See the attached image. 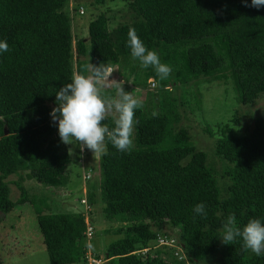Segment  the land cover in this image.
<instances>
[{"label":"trees","instance_id":"16d2710c","mask_svg":"<svg viewBox=\"0 0 264 264\" xmlns=\"http://www.w3.org/2000/svg\"><path fill=\"white\" fill-rule=\"evenodd\" d=\"M69 1L0 0V40L9 45L0 53V211L10 212L28 199L24 174L46 186L67 184L74 156L50 115L56 92L74 73L87 74L90 64L104 63L117 72L114 79L132 75V84L123 86L137 98L149 77L158 87L146 91L143 107L135 110L131 151L120 152L106 140L107 154L97 156L99 180L88 186V204L97 201L98 188L103 217L117 223L103 231L120 236L107 245L105 261L92 264H264V254L244 251L241 238L233 244L220 239L229 214L241 227L252 218L264 222V106L245 132L234 129L235 112L205 119L202 129L213 137L210 159L180 125L178 102L182 94L194 111L201 98L191 86L216 79L230 81L242 104L264 95V7L247 6L251 0L247 5L244 0H122V20L111 24L100 11L88 21V35L76 36L73 21L88 6L79 0L70 7ZM130 27L170 66L168 78L161 80L154 68L132 57ZM110 84L104 91L113 95ZM169 84L181 89L178 100L171 98ZM104 123L112 127L111 116ZM77 145L82 160L87 152ZM90 167L94 171L84 166ZM11 174L17 178L8 179ZM10 182L20 190L15 200ZM199 203L206 216L193 211ZM45 207L50 210L38 209L37 222L51 264H89L88 246L98 257L92 244L94 208L87 214L94 229L88 241L82 209L58 211L48 202ZM157 234L175 236L178 247L155 246ZM143 247L145 252H135Z\"/></svg>","mask_w":264,"mask_h":264},{"label":"rangeland","instance_id":"374dc122","mask_svg":"<svg viewBox=\"0 0 264 264\" xmlns=\"http://www.w3.org/2000/svg\"><path fill=\"white\" fill-rule=\"evenodd\" d=\"M77 1L79 0H70L69 6L73 7L74 3ZM85 1L88 6L86 12L80 17H75L72 24V30L76 36L88 35V21L100 11H105L107 13L111 24H115L124 18V5L122 0H104L103 2H96L95 0ZM81 58L83 57L81 56ZM119 71H122L121 66H119ZM115 76L117 77V72L112 73L110 79L116 78ZM152 78L153 77H149L145 85H141V87L139 86L142 90L139 94L141 100L148 96L146 95V91L157 90V83L154 80V84H152ZM117 81H123L125 85H131L133 82L132 75L127 79L120 75V77L109 83L115 85ZM167 87L170 89L171 98L177 99L178 95L181 93V89L174 90L170 84ZM191 87L193 90L196 88L199 89L201 103L194 111H190V108H187L186 100H184V97L180 94V100L177 99L178 102H180L179 110H181V114H183L180 125H183L188 129L192 138L198 143L197 146L207 150L210 159L212 158L211 146L213 144V137L208 135L202 129L203 121L205 119L213 122L225 115L226 118H229L231 114L235 112L239 123L234 124V129L238 132H245L246 125H249L252 122L253 116L259 114L264 106V95H260L250 104H242L238 102L231 82L223 79L204 80L201 81L198 86L194 84ZM113 95H115V90ZM78 148L77 141L73 140L70 151L72 156H74L73 160L77 157L76 160L78 161L76 162L72 160V162L68 164L66 169V172L68 173L66 185L55 187L46 186L36 181L33 177H29L22 173L24 174L23 183L27 189L28 199L24 202L16 203L10 212L4 214L0 211V264H51L49 262L42 234L38 228L37 210L43 207V211H49L50 209L45 207L47 202L54 210L58 211L80 210L84 208V204H82L80 200L85 196L83 193L84 187L87 196L90 183H98L99 180L98 155L95 156L93 152L88 149L87 155L85 154L81 160ZM85 164L92 165V168H94V171H92L93 176L89 183H84L82 178V171ZM13 178H17V175L11 174L8 176V179ZM9 185L10 197L15 200L19 197L20 190L13 182H10ZM94 191L97 195V201L93 206L90 205V208H94L93 217L97 234L94 236L92 244L98 257H103L102 260L105 261L104 254L107 245L109 242L118 238L120 234L111 231H103V229L117 223L108 221L103 217L101 212V199L100 196H98L99 189L96 188ZM3 216L5 217L2 218ZM167 229L169 233L176 235L175 229L170 227ZM66 264L84 263L78 261ZM205 264L213 263L206 262Z\"/></svg>","mask_w":264,"mask_h":264},{"label":"clouds","instance_id":"9594fccd","mask_svg":"<svg viewBox=\"0 0 264 264\" xmlns=\"http://www.w3.org/2000/svg\"><path fill=\"white\" fill-rule=\"evenodd\" d=\"M244 3L247 5V0ZM247 6L264 7V0H251ZM128 46L132 57L138 59L142 67L154 68L161 80L168 78L172 69L161 62L156 51L147 48L134 27L128 31ZM8 50L7 41L0 40V53ZM110 69L104 63L99 66L90 64L87 74L74 73L71 82L56 92L57 106L50 113L52 122L55 124L58 121L63 143L78 141L79 146L86 147V151L91 150L95 156L107 154L106 140L120 152L131 151L134 123H138L134 121L135 110L143 107L141 99L125 91L123 81L115 83V95L105 93L106 88L112 87L109 82L115 80L110 79L113 72ZM151 82L154 84L153 78ZM157 115L156 112L152 113L153 117ZM110 116L112 127L104 123ZM193 211L207 215L203 203L196 204ZM238 237L242 239L244 251L251 250L257 256L264 254V222L261 219L252 218L241 227L235 214H229L223 223L220 239L224 244H233Z\"/></svg>","mask_w":264,"mask_h":264},{"label":"built area","instance_id":"2783aa9c","mask_svg":"<svg viewBox=\"0 0 264 264\" xmlns=\"http://www.w3.org/2000/svg\"><path fill=\"white\" fill-rule=\"evenodd\" d=\"M82 11H83V8L80 6V12H82ZM80 150H81L82 154L83 153L85 154L87 152L86 151V147L85 148H82L80 146ZM91 175H92V169H91V167L90 168H86V169L83 168L82 178L84 180V183H85V181L88 178L91 177ZM85 192H86V189L84 187L83 193H84L85 196H83L80 200H81V203L84 204V208H82V211L85 213V217L87 219V218H89L87 214H88V211L90 209V205L88 204V201L86 199L87 196H86V193ZM93 231H94L93 225L87 219L86 228H85L84 233H85L88 241L92 237ZM160 245H168V246L178 247L175 236H172V235H164V234H157L155 246H160ZM146 250H147V247H143L141 249H137L135 252H141L142 253V252H145ZM86 256L88 258V263L89 264H92L93 262L98 263V262L101 261V258H98V257H96V256L93 255L90 246L87 247Z\"/></svg>","mask_w":264,"mask_h":264},{"label":"water","instance_id":"95a60500","mask_svg":"<svg viewBox=\"0 0 264 264\" xmlns=\"http://www.w3.org/2000/svg\"><path fill=\"white\" fill-rule=\"evenodd\" d=\"M5 132H7V129H5Z\"/></svg>","mask_w":264,"mask_h":264}]
</instances>
